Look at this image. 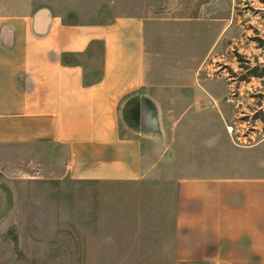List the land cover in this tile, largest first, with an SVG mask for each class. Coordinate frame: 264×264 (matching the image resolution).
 Wrapping results in <instances>:
<instances>
[{
	"label": "crops",
	"instance_id": "obj_1",
	"mask_svg": "<svg viewBox=\"0 0 264 264\" xmlns=\"http://www.w3.org/2000/svg\"><path fill=\"white\" fill-rule=\"evenodd\" d=\"M156 21L143 0H0V202L64 179L155 182L160 169L164 264H264V152L219 127V82L170 81L185 63ZM132 95L143 126L124 118ZM181 99L191 111L176 112ZM34 245L24 264L47 257Z\"/></svg>",
	"mask_w": 264,
	"mask_h": 264
},
{
	"label": "rangeland",
	"instance_id": "obj_2",
	"mask_svg": "<svg viewBox=\"0 0 264 264\" xmlns=\"http://www.w3.org/2000/svg\"><path fill=\"white\" fill-rule=\"evenodd\" d=\"M143 1L157 32L169 37L173 63H185L170 81L219 82V127L231 128L229 139L239 148L264 152V0ZM138 106L132 95L124 113L137 127L149 123L139 117ZM191 109L189 99L176 106V112ZM165 175L159 169L148 174L155 182L98 185L64 179L32 190L30 201H1L0 223L8 224L0 231V264H24V251L30 250L23 246L30 242L43 244L47 257L25 264H164L169 188L158 177ZM5 204L15 205L12 217L3 218ZM73 247L79 258L71 256Z\"/></svg>",
	"mask_w": 264,
	"mask_h": 264
},
{
	"label": "bare ground",
	"instance_id": "obj_3",
	"mask_svg": "<svg viewBox=\"0 0 264 264\" xmlns=\"http://www.w3.org/2000/svg\"><path fill=\"white\" fill-rule=\"evenodd\" d=\"M228 129L230 130L231 128H230V127H228Z\"/></svg>",
	"mask_w": 264,
	"mask_h": 264
}]
</instances>
